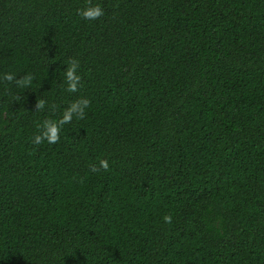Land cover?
<instances>
[{
    "label": "trees",
    "instance_id": "1",
    "mask_svg": "<svg viewBox=\"0 0 264 264\" xmlns=\"http://www.w3.org/2000/svg\"><path fill=\"white\" fill-rule=\"evenodd\" d=\"M0 264H264V0H0Z\"/></svg>",
    "mask_w": 264,
    "mask_h": 264
},
{
    "label": "clouds",
    "instance_id": "2",
    "mask_svg": "<svg viewBox=\"0 0 264 264\" xmlns=\"http://www.w3.org/2000/svg\"><path fill=\"white\" fill-rule=\"evenodd\" d=\"M84 18L86 19H95L96 17H99L102 14V9L97 5L95 7H91V8H87L85 9L82 13H81ZM7 79L11 80L12 76L8 75ZM67 79L69 81V90H75L76 88V83L75 81L79 79V77L77 75H75V65H73L72 67H70L67 70ZM27 81H25L26 83ZM77 110V106L73 105L72 108H70L64 115L63 120L67 121L69 119H71V113L73 111ZM46 127L49 129V131H46L44 133L45 136H47V138L50 141H55L56 140V127L55 125L49 123L48 125H46ZM41 139V136H37L36 137V141L39 142ZM101 166L104 167L105 169L108 167V163L107 161H101ZM165 219L167 220L168 217H165Z\"/></svg>",
    "mask_w": 264,
    "mask_h": 264
}]
</instances>
